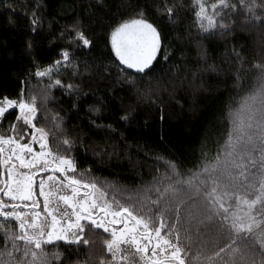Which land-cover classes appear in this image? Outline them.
I'll return each instance as SVG.
<instances>
[{"label": "trees", "instance_id": "16d2710c", "mask_svg": "<svg viewBox=\"0 0 264 264\" xmlns=\"http://www.w3.org/2000/svg\"><path fill=\"white\" fill-rule=\"evenodd\" d=\"M100 2L114 18L103 17V22L114 24L126 18L120 13L128 5H143L145 0ZM147 2L151 6L154 0ZM203 2L206 15H211V6L219 0ZM7 3L17 9L13 16L0 7V90L9 92H19L33 56L45 65L56 58L65 43L56 36L74 18L95 26L103 16L95 0ZM174 3L179 9L170 19H161L158 11L145 16L166 37L164 55L171 57L167 63L161 57L147 76L118 71L101 39L92 51L76 54L80 78L72 82L79 85L78 93L69 97L45 88L49 81L34 76L24 86L37 96L40 125L55 132L53 118L59 115L65 130L61 139L71 130L68 138L79 149L70 153L76 157L77 172L149 220L154 233L166 235L181 250L184 264H264V106H248L260 88L264 66V0H244L243 5L225 0L239 10L233 14L217 8L223 17L214 20L213 28L207 21L202 28L195 17L198 0ZM39 5L43 9L37 14L43 20L34 34L21 13L27 9L31 14ZM106 31L96 27L95 35ZM90 106L101 111L90 112ZM121 110L130 113L127 122H117ZM91 121L113 125L122 134L128 144L122 154L101 158L97 145L116 141L94 129ZM229 166L234 170L227 175ZM13 234L21 235L17 222L0 219V264H41L32 257L34 252L44 254L43 264H101L112 259L104 245L111 237L102 230L86 229L88 245L53 241L42 243L40 250L25 247L23 240L13 242Z\"/></svg>", "mask_w": 264, "mask_h": 264}, {"label": "snow or ice", "instance_id": "6c2138e0", "mask_svg": "<svg viewBox=\"0 0 264 264\" xmlns=\"http://www.w3.org/2000/svg\"><path fill=\"white\" fill-rule=\"evenodd\" d=\"M239 3L243 5L244 0H239ZM0 7L11 11L13 16L17 14V9L7 0H0ZM95 7L103 14L97 18L95 26L93 23L86 24L79 17L74 18L56 36L65 43L59 48L55 59L45 65L33 56V67L28 70L26 79L21 81L19 92L0 90V219L10 218L18 222L21 235L17 237L13 234V242L23 240L25 247L34 245L36 250H40L42 243L53 241L88 245L89 241L83 237L86 229L91 228L102 230L111 237L104 241V245L112 259L103 260L101 264H134L137 256L143 264H163L159 258L162 251L159 231L154 233L149 220L134 214V209L130 210L114 197L109 198L94 180L77 172L76 157L70 153L79 149L68 138L71 130L67 137L61 139L65 130L61 127L63 118L59 115L53 118L57 121L55 132L40 125L37 96L24 86L27 78L34 76L38 80L49 81L45 88H55L69 97L78 93L79 85L72 82L80 78V61L75 60L76 54L92 51L101 39L108 47L117 70L125 75L128 71H134L141 77L147 76L160 63L161 57L165 63L171 59L164 55L163 40L166 37L145 16L158 11L161 19L174 17L179 9L174 0H154L151 6L147 0L143 5H128L120 13L126 18L114 24L103 22V17L114 19L110 11H105L104 3L95 0ZM211 7V15H206V4L198 0L194 14L201 21L202 28L205 21L208 28H213L214 20L217 17L222 19L221 11H217V8L231 9L233 14L239 10L237 5H229L225 0H219ZM42 9L43 5H39L31 14L27 9L21 13L28 18L31 33L35 34L41 29L43 18L37 12ZM9 22H14L11 16ZM260 22L264 23V19ZM96 27L107 31L97 36ZM26 45L31 52L32 41H26ZM202 59L206 62L207 55L204 54ZM260 70V88L249 98L250 108L264 106V66H260ZM61 72L68 75L61 77ZM192 75L195 77L196 72ZM65 80L69 82L65 83ZM41 99H46V96ZM72 106L75 108L77 105L73 102ZM89 111L99 113L101 109L90 106ZM9 117L13 119L9 121ZM101 118L97 116V119ZM129 118L130 113L124 111L117 122H127ZM5 123L7 127H3ZM90 123L94 129L110 133L111 139L116 141L97 145L101 158L109 153L122 154L128 147L127 141L113 125L97 124L95 121ZM122 245L127 247L122 248ZM32 257L43 264L44 254L34 252Z\"/></svg>", "mask_w": 264, "mask_h": 264}, {"label": "rangeland", "instance_id": "374dc122", "mask_svg": "<svg viewBox=\"0 0 264 264\" xmlns=\"http://www.w3.org/2000/svg\"><path fill=\"white\" fill-rule=\"evenodd\" d=\"M224 167H228V165H224ZM229 169L230 170L227 175L230 174V171L233 172L234 166L230 167ZM224 174L225 173H222V175ZM229 177L230 176H228V180H229ZM225 178H226V175H224V179ZM256 198L257 196L254 197V200H256ZM254 203L255 202L253 201L251 202L250 205L255 207L256 205H254ZM159 239L161 240V248H162V251L159 252V258L163 261V264H178V261H179L178 259H181V260L183 259L182 258L183 253L181 252V250L174 243H172L166 235L162 236L159 234ZM126 247L127 246L122 245V248H126ZM125 264H127V262H125ZM134 264H143V262L140 261L139 257L137 256L135 258Z\"/></svg>", "mask_w": 264, "mask_h": 264}, {"label": "flooded vegetation", "instance_id": "af4514ba", "mask_svg": "<svg viewBox=\"0 0 264 264\" xmlns=\"http://www.w3.org/2000/svg\"><path fill=\"white\" fill-rule=\"evenodd\" d=\"M10 219V218H9ZM16 222V221H15ZM17 224H18V222H17ZM18 229H19V227H18ZM19 232H20V230H19ZM21 234V233H20ZM179 261H178V264H184L183 263V260H181V259H178Z\"/></svg>", "mask_w": 264, "mask_h": 264}]
</instances>
